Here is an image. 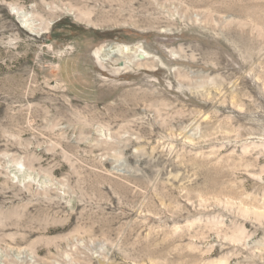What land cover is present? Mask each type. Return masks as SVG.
Masks as SVG:
<instances>
[{
  "label": "rangeland",
  "instance_id": "1",
  "mask_svg": "<svg viewBox=\"0 0 264 264\" xmlns=\"http://www.w3.org/2000/svg\"><path fill=\"white\" fill-rule=\"evenodd\" d=\"M0 264H264V0H0Z\"/></svg>",
  "mask_w": 264,
  "mask_h": 264
},
{
  "label": "bare ground",
  "instance_id": "2",
  "mask_svg": "<svg viewBox=\"0 0 264 264\" xmlns=\"http://www.w3.org/2000/svg\"><path fill=\"white\" fill-rule=\"evenodd\" d=\"M20 17V16H19ZM23 18V16H21ZM25 19H22V22H25ZM102 52V51H101ZM97 56H117L118 58L123 59V63L125 65H130L132 61H142L144 59H147L150 54H148L142 47L140 46H129L127 44H121V43H113L108 48L104 49V52H102L99 55L98 51L94 52ZM127 54H130L129 58ZM99 59V57H98ZM103 60V58H102ZM123 65V66H125Z\"/></svg>",
  "mask_w": 264,
  "mask_h": 264
}]
</instances>
